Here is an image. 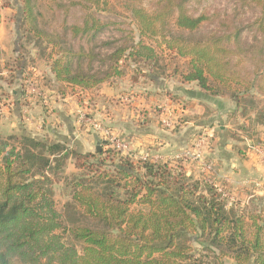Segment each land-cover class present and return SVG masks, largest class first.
<instances>
[{
    "label": "trees",
    "instance_id": "16d2710c",
    "mask_svg": "<svg viewBox=\"0 0 264 264\" xmlns=\"http://www.w3.org/2000/svg\"><path fill=\"white\" fill-rule=\"evenodd\" d=\"M22 1L25 18L34 23L35 0ZM190 1L158 0L154 11L127 3L139 39L129 53L126 48L115 49L110 57L113 74L85 73L80 64L83 53L76 56L78 67L71 57L52 60V73L59 82L93 89L112 75L121 76L115 66L122 60L156 61V45L145 43L149 39L189 61L182 81L195 84L200 94L215 98L226 93L223 88L230 94L233 85L247 93L252 85L236 79L226 60L228 49L222 42L229 38H196L208 19L192 15L187 8ZM247 1L264 16V0ZM74 4L111 11L110 0ZM106 29L88 17L83 27L73 30L96 36ZM231 97L239 106L237 95ZM1 120L0 111V126ZM103 147L85 153L26 134L20 141L0 134V264H198L192 243L214 248L235 264H264L263 213L245 215L227 209L212 187H207L208 199L184 172L175 176L166 164L136 162ZM70 161L80 173L66 175ZM57 184H63L70 198L64 214L53 199ZM69 212L95 226L74 221L66 227L63 217Z\"/></svg>",
    "mask_w": 264,
    "mask_h": 264
},
{
    "label": "rangeland",
    "instance_id": "374dc122",
    "mask_svg": "<svg viewBox=\"0 0 264 264\" xmlns=\"http://www.w3.org/2000/svg\"><path fill=\"white\" fill-rule=\"evenodd\" d=\"M77 1L35 0V22L32 23L29 19L25 18L22 0H0V5L14 7L11 22L17 28L16 39L18 41L17 47L20 59L12 65L13 73L8 74V76H0V87L1 82L5 83V85H11V91L13 89H20L21 87V95L24 97L27 86L34 82L38 93L42 94L43 98L44 96L47 97L44 86L47 88L52 82L50 74V71H52V60L62 58L63 56L71 57L74 61V66L78 67L76 56L80 53L85 55L83 59H80L81 67L85 73H95L99 77H105L109 72L113 74L110 71V67L113 66L110 62V57L115 49L126 48V53H129V47L134 44V41H138L139 39L138 26L131 13L126 9L127 3L145 8L148 11H154L158 3V0H110L111 11L101 12L87 4L84 5L88 8L74 4ZM187 8L192 15H203L208 19L198 30L197 34H195L196 38L205 39L207 37L222 36L229 38L227 41L223 40L222 44L228 49L226 60L231 65L233 72L231 74H234L233 76L241 81V83L251 84L252 88L246 93L244 87L233 85L232 92H230L231 95L228 93L229 91L223 88V91H226V93L224 92L213 99H218L225 103L230 101L231 105L235 108H230L231 112L228 116L226 114L224 120L225 126L228 128L229 138L237 143L236 151L241 153L243 157L250 150L251 154L248 155L250 159L252 154H258V147L261 149V156L263 158V14L247 0H191ZM88 17L97 20L101 25H106L107 29L96 36L94 33L84 36H81L80 33H74L73 29L83 27L85 19ZM145 43L147 45H156L155 48L159 58L154 62L148 63L130 59L126 61L122 60L118 66H115L122 75H112L113 77L109 78L105 84L126 86L134 83V80L141 81L142 83L148 81L149 84L151 83L149 79L151 76L160 77L162 83L167 81L170 85L182 87V77L188 71L189 61L180 58L174 52L168 51L165 46L160 48L155 40L146 39ZM109 44L112 45L107 46ZM261 50L263 53L260 52ZM18 75L23 81V83H20V86L17 81ZM152 86L155 85L152 84ZM11 91L7 92L3 89L2 92L0 91V103L3 104L4 101L7 102V99L13 98ZM235 94L239 99V106H237V102L231 97ZM44 99L46 100V98ZM30 102H34L36 106L41 108V113L47 115V112L44 110L47 107L42 98L34 94L25 103ZM178 107L182 109V105L179 104ZM180 109H176V112L174 111L177 116L180 114H178V110L180 111ZM22 110L18 111V113L21 112V121L23 120ZM27 114L30 115L28 112ZM31 115L37 117V110L32 111ZM22 125L27 129L32 128L25 120L24 123L22 121ZM160 128L162 129L161 125ZM33 129L35 128H32L31 131H35L36 133L37 130ZM180 129L181 124L177 126L176 130L166 131V133L174 135ZM200 132L201 134L198 135ZM202 132L203 130L194 131L193 136L188 139L187 147L168 154L165 156V161L161 162V164H166L175 176L178 173L184 172L188 177H191L192 181L190 183H199L198 193L206 195L208 199L211 197V194L208 193V188L212 187L213 194L217 196V200L223 201L227 209L233 208L238 213L245 215L257 212L264 215V179H259V176L258 178L245 177L242 181L237 182L234 178L227 177V168L219 169L215 173L213 162L207 157L208 152L214 147L215 135L202 134ZM7 134L2 135V137L9 139L11 136H15L19 141L22 138L20 133H17V135ZM202 135L207 136L209 142V146H205L203 150L205 152L206 163L211 165L210 172L203 171L199 163L191 160L183 162L172 160V157L174 158L175 155L183 153L187 149H193V144ZM13 143L19 146L18 142L13 141ZM100 145L102 144L100 143ZM105 149L107 150L108 148ZM96 152L97 150H92L90 153ZM116 160L117 158L113 161L116 162ZM71 164L70 161L66 169V175L70 176L71 173H80ZM260 169H264V165H260ZM52 189L57 210L64 214L66 204L70 201L68 192L64 190L63 184L54 185ZM74 221L79 222V224L95 226L91 221L85 220L78 213L72 214L69 212L68 215L63 217L66 227H70ZM192 246L195 249L194 259L198 264H235L233 260L221 257L220 253L214 248L206 250L203 245H199L198 243H192Z\"/></svg>",
    "mask_w": 264,
    "mask_h": 264
},
{
    "label": "crops",
    "instance_id": "0c3cea01",
    "mask_svg": "<svg viewBox=\"0 0 264 264\" xmlns=\"http://www.w3.org/2000/svg\"><path fill=\"white\" fill-rule=\"evenodd\" d=\"M13 9V6L0 5V76L13 73L12 65L20 60L17 28L11 22ZM50 74L51 84L47 88L43 85L47 93V97L44 96L47 103V109L44 110L47 115H43L41 108L34 102L25 103L21 87L11 91V85L1 82L0 91L3 89L13 94L12 99L0 103L1 135L26 134L41 140L50 139L48 141L53 143H64L80 152H91L97 150L101 140L91 128L79 122V116L84 112L96 122L112 128L130 140L136 161L145 154L164 157L180 151L187 147L188 139L193 136L194 131L203 130L202 134L215 135L214 147L207 154L208 159L213 162L215 173L219 169L227 168V177L234 178L237 182L245 177L259 176V179H264V169H260V165H264L261 149L257 147L259 155L252 154L250 159V150L242 157L235 149L237 143L228 136L224 118L233 107L230 101L225 103L200 94L195 84L182 82V87H175L167 81L164 84L160 77L150 76L149 79L155 86L148 84V81L142 83L139 80L138 83L126 86L103 83L93 89L84 90L57 81L52 71ZM17 79L20 86L23 83L22 78L18 75ZM179 104L182 109L178 107ZM161 107H169L175 112L180 109L178 119L181 120V129L176 134L171 135L160 128ZM21 109L23 123L28 112L32 120L25 122L35 128L33 130H37L36 133L31 131L32 128L27 129L22 125L21 112L18 113ZM36 110L38 115L34 117L31 113ZM200 134L201 132L198 133ZM71 163L75 169L73 161Z\"/></svg>",
    "mask_w": 264,
    "mask_h": 264
},
{
    "label": "built area",
    "instance_id": "2783aa9c",
    "mask_svg": "<svg viewBox=\"0 0 264 264\" xmlns=\"http://www.w3.org/2000/svg\"><path fill=\"white\" fill-rule=\"evenodd\" d=\"M35 83L32 82L27 86V90L25 92L24 98L26 100L30 99L32 95L36 94L37 97L42 98L45 105V99L42 94L38 93L37 87H35ZM159 114V123L165 131H174L177 128L179 123L178 116L174 112L173 109L169 107H161ZM25 120L27 122H31L32 118L30 115H26ZM79 122L91 128L100 138V143L104 144L106 148L114 149L119 151L123 156L131 157L134 160L133 156V143L127 138L122 137L120 134L116 133L112 128L100 123L96 122L91 117L87 116L86 113H81L79 116ZM209 146V142L207 136L202 135L199 140H197L193 144V149H187L183 153L177 154L172 157V160L183 162V161H194L199 163L202 167L203 171L210 172L211 165L206 163L205 161V152L204 147ZM166 157L164 156H150L149 154H145L138 158V161H152L154 163L164 162Z\"/></svg>",
    "mask_w": 264,
    "mask_h": 264
},
{
    "label": "water",
    "instance_id": "95a60500",
    "mask_svg": "<svg viewBox=\"0 0 264 264\" xmlns=\"http://www.w3.org/2000/svg\"><path fill=\"white\" fill-rule=\"evenodd\" d=\"M101 150V145L100 143L98 144V147H97V151H100Z\"/></svg>",
    "mask_w": 264,
    "mask_h": 264
}]
</instances>
